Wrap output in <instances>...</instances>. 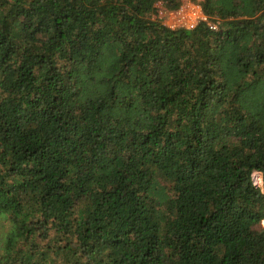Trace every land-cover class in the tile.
Returning <instances> with one entry per match:
<instances>
[{
  "label": "trees",
  "instance_id": "16d2710c",
  "mask_svg": "<svg viewBox=\"0 0 264 264\" xmlns=\"http://www.w3.org/2000/svg\"><path fill=\"white\" fill-rule=\"evenodd\" d=\"M157 1L0 0V264H264V0Z\"/></svg>",
  "mask_w": 264,
  "mask_h": 264
},
{
  "label": "built area",
  "instance_id": "2783aa9c",
  "mask_svg": "<svg viewBox=\"0 0 264 264\" xmlns=\"http://www.w3.org/2000/svg\"><path fill=\"white\" fill-rule=\"evenodd\" d=\"M180 4L175 9H170L166 5L157 1L153 17L169 29H194L199 23L205 22L210 29H216L213 22L202 10L199 0H179ZM254 185H261V175L258 171L251 174Z\"/></svg>",
  "mask_w": 264,
  "mask_h": 264
},
{
  "label": "rangeland",
  "instance_id": "374dc122",
  "mask_svg": "<svg viewBox=\"0 0 264 264\" xmlns=\"http://www.w3.org/2000/svg\"><path fill=\"white\" fill-rule=\"evenodd\" d=\"M261 225L264 227V223L261 221ZM4 229L3 228H0V239H1V235L3 233Z\"/></svg>",
  "mask_w": 264,
  "mask_h": 264
},
{
  "label": "water",
  "instance_id": "95a60500",
  "mask_svg": "<svg viewBox=\"0 0 264 264\" xmlns=\"http://www.w3.org/2000/svg\"><path fill=\"white\" fill-rule=\"evenodd\" d=\"M263 23H264V19L260 22V25H263Z\"/></svg>",
  "mask_w": 264,
  "mask_h": 264
},
{
  "label": "bare ground",
  "instance_id": "6f19581e",
  "mask_svg": "<svg viewBox=\"0 0 264 264\" xmlns=\"http://www.w3.org/2000/svg\"><path fill=\"white\" fill-rule=\"evenodd\" d=\"M262 222L264 223V219L262 220Z\"/></svg>",
  "mask_w": 264,
  "mask_h": 264
}]
</instances>
